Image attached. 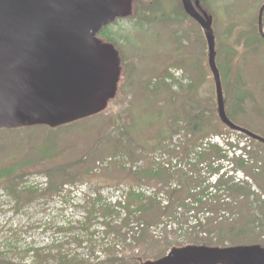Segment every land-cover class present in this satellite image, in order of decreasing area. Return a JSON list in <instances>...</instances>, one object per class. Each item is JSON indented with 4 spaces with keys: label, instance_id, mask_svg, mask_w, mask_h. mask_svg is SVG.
I'll return each instance as SVG.
<instances>
[{
    "label": "rangeland",
    "instance_id": "374dc122",
    "mask_svg": "<svg viewBox=\"0 0 264 264\" xmlns=\"http://www.w3.org/2000/svg\"><path fill=\"white\" fill-rule=\"evenodd\" d=\"M143 1L148 0L135 1V5L138 6L135 18L130 16L116 18L98 33L99 39L117 45L122 50L128 68L120 83L121 94L114 106L111 104L104 113L58 128L59 139L53 145L42 139L44 133L42 127L29 130H0V252L4 254L0 259L3 263L0 264H61L63 261L67 264H93L70 257L69 254L74 249L79 255L85 256L86 247L91 250L94 246L98 251H103L105 244H113L119 251L131 250L133 245L140 246L136 255L152 257L157 254L158 249L162 251L168 244L175 245L192 239L193 235L190 236L186 231L178 233L172 229L168 232L167 244L144 233L140 240L131 245L127 241L124 242L123 229L110 224L104 233L96 234L98 239L92 238L95 240L93 242L87 233L86 243L81 249L71 245L55 244L44 247L57 232L74 240L76 234L82 233V227L87 231L91 226L90 231H94L103 225L97 218L92 200L88 201L87 220L83 218L79 221L76 213L73 215L72 211L75 212L80 199L69 196L68 192L56 194L64 177L75 176L74 181L64 182L96 179L104 182L121 180L140 183L160 182L162 185L163 182L172 180L173 183L183 184L184 189L171 194L174 205L178 199L193 200V195L200 193L202 180L207 178V173L210 174V168L206 170L207 173L201 174L196 167L197 179H190V174L184 176L181 173H160L158 178L152 174L141 173L153 163L148 161L139 172H130L117 163L102 169L100 173L93 172L97 159L117 153L133 156L138 148L150 152L151 156L147 157L151 160L155 153L160 152L159 150L153 152L151 149L157 134L163 137L170 133L169 130L175 131V134L188 133L186 121L190 113L203 114V124L207 133H215L218 130L214 84L206 66V44L200 28L185 17H181L180 25L175 26L177 14L172 12V7L180 12V6L177 7L178 0H154L161 11L152 12L148 17L141 18L146 11L148 12L142 5ZM263 1H203V7L214 19L217 56L219 64L223 66V71L220 69V72L227 113L234 123L262 137H264V45L257 38L254 24L252 27L251 22L255 21ZM160 12H167V16L160 18ZM174 34L184 39L176 38L178 41L176 42ZM233 47L235 51L230 55ZM170 63L183 66L191 80L190 85L180 94L164 91L165 88L149 91V80ZM239 78L241 81L238 82ZM114 109L125 115L126 121L123 126H116L113 135L106 136L95 154L90 153L93 143L102 134L105 135ZM116 134H128V138L121 136L120 139ZM257 150L259 155L253 153L252 161L243 168L245 172L242 176L243 181L237 183L240 187H249L248 196L246 188L238 192L228 190L229 195L224 193L225 189L223 194L227 197L224 200L221 199L222 196L215 199L214 196L212 200L216 202L203 204L204 207L213 210L221 207L223 211L219 217L227 220L211 225L215 229L212 231L213 234L201 232L199 237H211L213 243L251 239L264 241V205L255 202L261 191L264 192V147ZM211 154L212 149L204 153L208 162L212 158H217ZM223 167L231 170V165H227L226 162ZM48 170L53 173L54 189L49 187L40 192L19 188L21 180L19 178L22 174L36 171L47 174ZM212 176L210 175L209 179H212ZM178 179L181 181L178 182ZM257 183H262L263 187L260 188ZM91 186L93 187L87 193L90 194L88 198H92V193L97 188L95 183ZM189 187L191 193L186 194L185 190ZM15 190L16 195L13 192ZM154 201L146 202L147 208L143 211L142 218L151 223L161 220L173 222L172 217L164 216L165 210L163 211L160 203ZM130 203H141V200L133 196ZM26 204L34 206V211L28 213L30 216L28 219L32 218L34 223L26 227L24 223L19 226V222L23 220L21 209ZM102 212L107 214L108 210L103 208ZM72 216H76L77 228L63 225L67 218ZM257 218L259 220L256 222ZM253 226L254 231L242 233ZM204 228L207 229L205 226ZM223 238L224 240H219ZM58 255L63 258L58 259Z\"/></svg>",
    "mask_w": 264,
    "mask_h": 264
},
{
    "label": "water",
    "instance_id": "95a60500",
    "mask_svg": "<svg viewBox=\"0 0 264 264\" xmlns=\"http://www.w3.org/2000/svg\"><path fill=\"white\" fill-rule=\"evenodd\" d=\"M182 2L208 41L221 121L264 143L263 137L227 117L211 19L201 15L191 0ZM130 11L131 0H0V128L56 127L103 110L115 94L120 67L113 45L102 42L96 33ZM259 29L264 37L261 22ZM220 262L264 264V249L188 245L142 264Z\"/></svg>",
    "mask_w": 264,
    "mask_h": 264
},
{
    "label": "trees",
    "instance_id": "16d2710c",
    "mask_svg": "<svg viewBox=\"0 0 264 264\" xmlns=\"http://www.w3.org/2000/svg\"><path fill=\"white\" fill-rule=\"evenodd\" d=\"M130 71V70H129ZM128 72V68H127V65H126V61L125 62H123V61H121V76H120V81L121 80H123V77H124V75L126 74ZM120 81H119V84H118V89H117V91H116V94H115V96L112 98V99H110L109 100V102H108V106H107V108L105 109V110H107L108 109V107L112 104H114L116 101H117V99L119 98V96H120V94H121V90H120ZM114 106V105H113ZM101 113V112H100ZM99 113V114H100ZM111 118H112V120H111V122L109 123V126H108V129H107V131H106V133H105V135L103 134L102 136H100L99 138H98V140H96L94 143H93V145H92V147H91V151H90V153H92V154H95L96 153V151H97V149H98V147L103 143L102 141L105 139V138H107L108 136H110V135H113V131H114V129L116 128V126H118V125H122L125 121H126V117H125V115H123V114H121L120 113V111H118L117 109H114L113 110V113H112V116H111ZM80 120H82V119H80ZM80 120H76V121H74V122H78V121H80ZM201 120V119H200ZM199 119H195V118H191L190 120H188V124H189V126H195V127H200L201 125V127H203L204 125L201 123V121H200ZM216 120H217V123L219 124V126H221V129H220V127L218 128V132H223V131H231L229 128H227L223 123H221V121H220V119H219V117H218V115H217V117H216ZM202 121H204L203 120V118H202ZM74 122H71V123H74ZM70 123H67V124H64V125H61V126H57V127H54V128H51V127H49V126H45V125H38V126H33V127H42L43 129H44V133H43V135H42V139L43 140H48L49 141V143H51L52 145L53 144H55V142H57V140L59 139V135H58V133H57V129L58 128H60V127H62V126H66V125H69ZM123 126V125H122ZM32 126L31 127H21V128H12L13 130L15 129V130H19V129H27V130H29V129H31V128H33ZM4 129H6V128H4ZM11 129V130H12ZM0 130H2V129H0ZM193 133V132H192ZM58 135V136H57ZM119 138L122 136H125V139H127L128 138V134H125V135H123V134H116ZM200 134H196L195 135V133H193L192 134V138H190L188 141H187V143H188V145H194V144H197V142H198V140H199V137H201V135L199 136ZM107 136V137H106ZM121 139V138H120ZM156 144H161L162 143V141H163V138H156ZM249 140H250V143H251V146L253 147V149L254 150H252L251 152L252 153H254V155H259V152H258V150L257 149H259V148H262V147H264V145L263 144H261L260 142H258V141H256V140H253V139H251V138H249ZM230 145H232V146H236V145H234V144H230ZM190 146H187V148L185 149V152H187V150H188V148L190 147ZM132 147H133V145L129 148L130 150L132 149ZM136 147V146H135ZM212 148V154H214L216 157H218V158H223V157H226V154L224 153V152H222V150H221V148L220 147H218V146H212L211 147ZM128 149V150H129ZM127 150V151H128ZM89 153V154H90ZM88 154V155H89ZM130 155V157H132L131 156V154H129ZM252 156H253V154H252ZM237 166L238 167H241V168H243L244 167V164H243V161L242 160H240V161H238L237 162ZM47 174H48V176L50 177V184H49V187L51 188V189H54L55 188V185L53 184V181H52V174L53 173H51L49 170L46 172ZM22 176H23V174H22ZM75 180V176H67V177H64L62 180H61V182H64V181H74ZM221 183H219L218 185H220ZM258 184V186L260 187V188H262L263 187V185H262V183H257ZM56 188H58V186L56 187ZM227 188L228 189H230L232 192H238L239 190H241L242 188H246V187H240V186H238V185H232V186H230L229 184H228V186H227ZM247 189V188H246ZM250 190L248 189L247 190V195L246 196H248V192H249ZM14 192V194L16 195L17 194V192H16V190L15 191H13ZM146 206H144L143 207V210H146ZM259 219L257 218V220H256V222L258 221ZM254 223V222H253ZM209 225H208V227H207V229H209L208 231L211 233L212 231H214L215 229L213 228V227H211V225H212V223L210 222V223H208ZM199 225H200V227H202V225L199 223ZM219 226H222V225H219ZM219 228V227H218ZM254 228H255V226H253L252 228H249V230H243L242 231V233H245V232H248V231H254ZM221 229V228H220ZM241 232V231H240ZM212 233H214V232H212ZM225 238V237H224ZM224 238L223 239H219V240H224ZM193 239L194 240H199L200 238L197 236V234H195V236L193 237ZM204 241L203 242H209V243H211V242H213V240H212V238L211 237H209V238H205V239H203ZM144 259H143V256H136V255H127V256H125V257H122V258H116L112 253H110L109 252V254H108V256H107V259H106V261L104 262V263H101V264H140L142 261H143ZM61 264H67V262H65V261H63Z\"/></svg>",
    "mask_w": 264,
    "mask_h": 264
},
{
    "label": "flooded vegetation",
    "instance_id": "af4514ba",
    "mask_svg": "<svg viewBox=\"0 0 264 264\" xmlns=\"http://www.w3.org/2000/svg\"><path fill=\"white\" fill-rule=\"evenodd\" d=\"M251 26L253 27V22H251ZM202 245H206V246H214V247H231V246H240V245H249V246H258L264 249V242H262V240H257V239H251V240H245V241H241V242H234V243H227L225 244H220V245H209V244H204V243H200ZM158 258L157 256H155L154 258H151V260H154ZM216 264H227V263H216Z\"/></svg>",
    "mask_w": 264,
    "mask_h": 264
}]
</instances>
